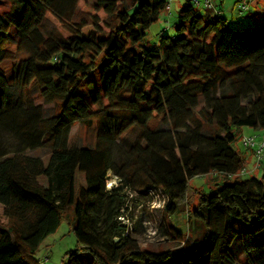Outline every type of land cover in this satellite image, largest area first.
<instances>
[{
    "label": "trees",
    "instance_id": "16d2710c",
    "mask_svg": "<svg viewBox=\"0 0 264 264\" xmlns=\"http://www.w3.org/2000/svg\"><path fill=\"white\" fill-rule=\"evenodd\" d=\"M4 1L0 264H33L71 208L78 247L61 264H264V172L228 175L248 164L237 130H264V10L234 26L185 0L174 33L152 44L168 0ZM94 119V145L71 140ZM38 148L47 160L27 153ZM109 172L121 185L107 189ZM209 174L224 182L198 189L191 211L190 179ZM124 187L162 190L168 216L188 204L198 235L176 229L182 245L142 248L119 221Z\"/></svg>",
    "mask_w": 264,
    "mask_h": 264
},
{
    "label": "rangeland",
    "instance_id": "374dc122",
    "mask_svg": "<svg viewBox=\"0 0 264 264\" xmlns=\"http://www.w3.org/2000/svg\"><path fill=\"white\" fill-rule=\"evenodd\" d=\"M92 3L94 0H87ZM233 0H229L228 3ZM185 0H174L170 4L171 9L167 13H163L159 20L151 25L148 30V39L154 44L160 39V33H174V23L177 20L178 11ZM10 9V4L4 1L0 4V14L8 12ZM199 11L204 12V8H198ZM76 10L75 18L80 17L82 12ZM264 15V11L261 12ZM264 21L263 18L260 17ZM243 21L245 24L251 23L252 19L249 17H244ZM229 24L234 26H240L241 24L237 21L229 19ZM168 27V28H166ZM10 33L15 34V30L11 28ZM14 60H5L2 62L1 67L6 72L9 77L11 74V69L14 64ZM36 103L41 104L45 113L48 115L52 112V104L45 103L40 97L39 93L35 95ZM203 103L199 105L198 109L203 107ZM156 124V123H155ZM252 129L249 127H243L237 130V140L233 144L234 148L238 150L241 154H244L248 164L247 168L252 167L256 162V157L254 154V148L245 147L242 144V136L250 135ZM70 138L72 141H78L80 144L84 145H94L96 141V126L95 119L91 123H76L70 133ZM28 154L40 156L47 160L49 156V150L47 148H38L35 150H28ZM264 159L262 161L261 167H257L258 176H262ZM245 167V168H246ZM249 174H244L242 177H247ZM213 174L209 175H199L192 177L190 179V189L186 195V202L190 203V210L195 207V203L198 199V189L205 192H209L214 184L223 183L224 180L219 178L214 180L212 178ZM78 184L84 185L85 179L84 175L78 174ZM121 185L119 179L113 175L112 172L108 173V179L106 181L107 189L113 188L115 186ZM124 194V206L122 209L123 216L119 218V221L127 228L129 234H131L138 242L142 248H147L151 250H161L166 248H175L182 245V240L177 230L183 232L190 231L196 235L199 232V223L196 222L188 212V204L184 208H179V210L172 215H166L163 212V206L167 202L166 195L160 189H153L150 191L139 192L134 191L129 188L124 187L122 189ZM0 214H3V206L0 204ZM73 219L74 212L73 208L65 210L63 213L61 223L57 230L49 234L39 245V248L35 254L36 260H33V264H61L65 259L66 252L74 250L78 247L77 238L73 231ZM194 230V232H193ZM198 235V234H197ZM247 260L245 257H241L239 264H246Z\"/></svg>",
    "mask_w": 264,
    "mask_h": 264
},
{
    "label": "crops",
    "instance_id": "0c3cea01",
    "mask_svg": "<svg viewBox=\"0 0 264 264\" xmlns=\"http://www.w3.org/2000/svg\"><path fill=\"white\" fill-rule=\"evenodd\" d=\"M228 1L229 0H213L214 8L209 9V10L204 9V12L210 13L212 15H223L228 20L230 19V20L235 21V20L240 19L239 10H238V5L240 3L245 2L249 6V9L242 14L243 16L241 18L251 17L256 12L264 10V0H233L230 3H228ZM170 9H171V6L169 7V9L165 13L170 11ZM166 28H168V27H166ZM255 132L260 133L261 135H264V130H262V129H252V133H255ZM262 168L264 169V166ZM246 169L249 171V173H248L249 175H257L258 170L261 168L258 169L256 167V165L253 164L252 167H249V168L246 167ZM263 172H264V170H263Z\"/></svg>",
    "mask_w": 264,
    "mask_h": 264
},
{
    "label": "built area",
    "instance_id": "2783aa9c",
    "mask_svg": "<svg viewBox=\"0 0 264 264\" xmlns=\"http://www.w3.org/2000/svg\"><path fill=\"white\" fill-rule=\"evenodd\" d=\"M173 0H168L169 6L172 3ZM197 8H204L205 10L213 9L214 3L213 0H190ZM249 9V6L247 3H240L238 5L239 10V16L240 18L243 16L242 14L246 12ZM242 144L245 147L254 148V154L256 157L255 165L256 167H261L262 161L264 159V135H261L260 133H252L250 135L242 136L241 138ZM249 171L243 167L239 172L228 174L230 177L237 176V175H244L248 174Z\"/></svg>",
    "mask_w": 264,
    "mask_h": 264
}]
</instances>
